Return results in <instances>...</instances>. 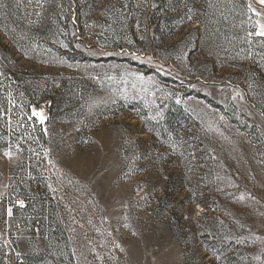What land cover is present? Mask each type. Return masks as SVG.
Here are the masks:
<instances>
[{
    "label": "rangeland",
    "instance_id": "374dc122",
    "mask_svg": "<svg viewBox=\"0 0 264 264\" xmlns=\"http://www.w3.org/2000/svg\"><path fill=\"white\" fill-rule=\"evenodd\" d=\"M258 25L260 0H0V264H264Z\"/></svg>",
    "mask_w": 264,
    "mask_h": 264
},
{
    "label": "snow or ice",
    "instance_id": "6c2138e0",
    "mask_svg": "<svg viewBox=\"0 0 264 264\" xmlns=\"http://www.w3.org/2000/svg\"><path fill=\"white\" fill-rule=\"evenodd\" d=\"M260 2L262 4H264V0H260ZM249 7H251V6L249 5ZM257 15H259V13H257ZM257 27H258V31L256 32V35H258V36H264V25H258ZM32 115L35 116L39 120V122L41 124L44 123V116H43L42 112H37V111L34 110L33 113H32ZM5 155L8 156L9 158H11V155L12 154H11V152H7V153H5ZM18 203H19V206L20 207H23L24 206L23 201H19ZM8 215L9 216L12 215V209L11 208L8 209Z\"/></svg>",
    "mask_w": 264,
    "mask_h": 264
}]
</instances>
